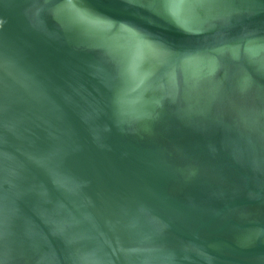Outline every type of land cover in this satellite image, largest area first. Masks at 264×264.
<instances>
[{"label":"water","instance_id":"water-1","mask_svg":"<svg viewBox=\"0 0 264 264\" xmlns=\"http://www.w3.org/2000/svg\"><path fill=\"white\" fill-rule=\"evenodd\" d=\"M0 264H264V0H0Z\"/></svg>","mask_w":264,"mask_h":264}]
</instances>
